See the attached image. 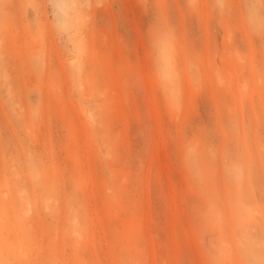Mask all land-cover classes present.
Here are the masks:
<instances>
[{
  "label": "rangeland",
  "instance_id": "obj_1",
  "mask_svg": "<svg viewBox=\"0 0 264 264\" xmlns=\"http://www.w3.org/2000/svg\"><path fill=\"white\" fill-rule=\"evenodd\" d=\"M0 264H264V0H0Z\"/></svg>",
  "mask_w": 264,
  "mask_h": 264
}]
</instances>
